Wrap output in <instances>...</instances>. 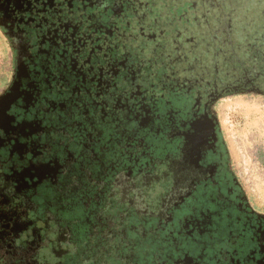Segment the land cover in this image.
Masks as SVG:
<instances>
[{
	"label": "flooded vegetation",
	"instance_id": "af4514ba",
	"mask_svg": "<svg viewBox=\"0 0 264 264\" xmlns=\"http://www.w3.org/2000/svg\"><path fill=\"white\" fill-rule=\"evenodd\" d=\"M215 1L0 0V264H264L218 109L264 41Z\"/></svg>",
	"mask_w": 264,
	"mask_h": 264
},
{
	"label": "rangeland",
	"instance_id": "374dc122",
	"mask_svg": "<svg viewBox=\"0 0 264 264\" xmlns=\"http://www.w3.org/2000/svg\"><path fill=\"white\" fill-rule=\"evenodd\" d=\"M8 70L9 55L0 35V87ZM218 109L237 172L253 201L264 208V96L228 97Z\"/></svg>",
	"mask_w": 264,
	"mask_h": 264
},
{
	"label": "trees",
	"instance_id": "16d2710c",
	"mask_svg": "<svg viewBox=\"0 0 264 264\" xmlns=\"http://www.w3.org/2000/svg\"><path fill=\"white\" fill-rule=\"evenodd\" d=\"M217 2H219V5L215 7V9L212 10L211 13H209V17L211 18L212 16L210 20L213 27V22L218 23V21L220 20L227 21L229 23L228 18L230 17V14L233 19L239 16L240 20L238 22L243 24V32L245 35V39L249 41H254L256 36L261 35V38L264 41V0H250V2L248 0L249 4L247 2L246 5L243 7L244 10L247 9V11L244 13V16L239 13H236L226 0L215 1V3ZM228 28L229 27L224 26V28L221 29L219 32H222L224 36H228ZM234 40L237 43L240 42V40L235 37Z\"/></svg>",
	"mask_w": 264,
	"mask_h": 264
}]
</instances>
